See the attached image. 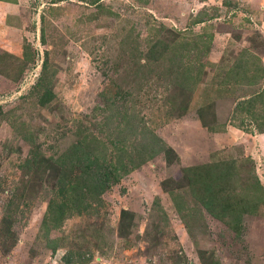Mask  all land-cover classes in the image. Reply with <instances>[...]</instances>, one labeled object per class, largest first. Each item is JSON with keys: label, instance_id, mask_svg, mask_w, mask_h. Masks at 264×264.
<instances>
[{"label": "rangeland", "instance_id": "1", "mask_svg": "<svg viewBox=\"0 0 264 264\" xmlns=\"http://www.w3.org/2000/svg\"><path fill=\"white\" fill-rule=\"evenodd\" d=\"M7 1L18 13L0 9V227L33 145L57 156L82 127L108 156L117 137L131 152L153 145L157 153L108 188L96 209L67 219L56 253L39 238L50 192L40 189L21 205L16 245L6 251L0 238V262L67 264L63 255L82 249L91 257L78 264H264V201L247 199L249 211L227 223L198 206L191 190H180L178 200L165 190L185 167L235 156L237 193L249 157L264 184V133L240 124L247 110L233 118L238 101L259 91L255 76L264 87L253 72L258 58L264 66V0ZM157 42L162 58L147 59ZM25 52L31 60L19 73ZM42 77L53 91L46 106ZM116 91L126 99L106 110V94ZM254 106L251 113L264 114V100ZM166 147L177 161L168 163ZM254 192L246 186L242 194ZM123 210L134 220L124 236Z\"/></svg>", "mask_w": 264, "mask_h": 264}, {"label": "trees", "instance_id": "2", "mask_svg": "<svg viewBox=\"0 0 264 264\" xmlns=\"http://www.w3.org/2000/svg\"><path fill=\"white\" fill-rule=\"evenodd\" d=\"M57 1L60 0H53L52 2ZM81 1L99 6L103 2L102 0ZM163 43L165 45L163 56H166L170 46L164 40ZM181 43L182 41H179V37H177L173 44L179 46ZM157 45L158 49L156 45L150 46L146 54L147 59L148 57L150 59L162 58V42H157ZM172 49L178 50L173 46ZM30 57L31 54L25 52L26 59H24L19 73L26 70L27 60L30 61ZM258 60L260 65L257 63L253 72L259 71L264 77L262 60L261 58ZM190 68L192 70V67ZM254 78L253 84L259 85V91L252 95V99L243 98L238 101L233 118H237L238 110L239 112L247 110L249 114L239 117L240 124L251 127L252 132L258 130L264 133V114L260 115L257 111L256 113L250 112L255 107L256 102L261 99L264 100V87L262 88V82L259 83L262 78L259 76ZM39 85L45 87L39 101L41 105L46 106L53 98V91L44 77L40 79ZM106 96V110H114L119 107V98L126 99L124 92L120 91H116L115 94H106ZM0 110H2L1 107ZM125 121L129 128L134 129V120L127 117ZM208 127L211 126L208 125ZM74 134L76 139H72L69 146L57 156H46L41 152L40 147L36 149V146L33 145V155L26 158L22 163V180L10 191V197L1 219L0 238L2 239L1 244L7 247L6 251L11 250L18 241V234L14 227L19 220L21 205H28L27 200L37 196L40 189L48 187L50 192H47L49 193L47 209L41 222L39 238L44 241L46 248H50L53 253H56L63 242L58 231L64 226L67 219L96 209L97 205L101 203L102 195L108 188L137 169L148 158H151L154 155L153 152L157 153L153 145L136 147L137 152H131L127 149L124 141L117 137L112 140L116 153L108 156L107 150L109 148L94 134L86 132L82 127H79ZM164 152L168 163L178 160V156L172 147L164 148ZM232 158L233 160L214 158L209 163L185 167L183 176L176 182L172 180L171 186L168 188L165 186V190L175 200H178V192L189 189L196 198V204L204 207L215 218L227 223L233 218L236 220L237 215L242 216L246 211H249L247 199H253L252 201L258 204L264 201V184L256 170L255 161L249 157L247 158L248 175L245 176L246 179L242 183L240 182L244 186L240 187L242 190L237 193L234 188L235 183L237 184L239 180L235 168L237 158L236 156ZM246 186L255 191L248 195L249 198L242 194ZM252 206L250 203L251 210L254 209ZM177 207L180 211L183 210L181 203L177 204ZM183 218H189V214H183ZM133 221L131 212L123 210L120 222V233L123 236L126 235V231L131 229L128 228V223L131 222L133 226ZM186 222L188 223V221ZM88 255L82 249L69 250L63 255V259L67 264L88 263L91 257ZM0 264L2 263L0 262Z\"/></svg>", "mask_w": 264, "mask_h": 264}, {"label": "crops", "instance_id": "3", "mask_svg": "<svg viewBox=\"0 0 264 264\" xmlns=\"http://www.w3.org/2000/svg\"><path fill=\"white\" fill-rule=\"evenodd\" d=\"M15 1H13V2H8L7 0H0V6L1 5H3V7L1 6L0 7V9H4V8H10V7H12L13 9H15V7H16V3H14ZM10 6V7H9ZM19 11H20V8H19ZM6 12H8V13H5L6 15H5V20L6 19H8V20H12L11 18V16H10V12H9V9H7L6 10ZM13 13H15V14H17L18 12H16V9H15V11L13 12ZM7 20V21H8ZM9 22V21H8ZM1 38V37H0Z\"/></svg>", "mask_w": 264, "mask_h": 264}]
</instances>
